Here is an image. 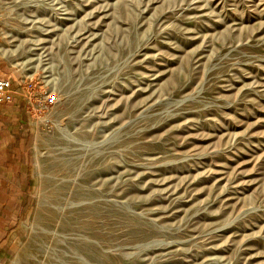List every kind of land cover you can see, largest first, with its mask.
Masks as SVG:
<instances>
[{
    "label": "rangeland",
    "instance_id": "1",
    "mask_svg": "<svg viewBox=\"0 0 264 264\" xmlns=\"http://www.w3.org/2000/svg\"><path fill=\"white\" fill-rule=\"evenodd\" d=\"M0 77L36 164L8 264H264V0H0Z\"/></svg>",
    "mask_w": 264,
    "mask_h": 264
},
{
    "label": "crops",
    "instance_id": "2",
    "mask_svg": "<svg viewBox=\"0 0 264 264\" xmlns=\"http://www.w3.org/2000/svg\"><path fill=\"white\" fill-rule=\"evenodd\" d=\"M27 113L19 103L0 107V264L14 255L17 232L35 206L36 164Z\"/></svg>",
    "mask_w": 264,
    "mask_h": 264
},
{
    "label": "bare ground",
    "instance_id": "3",
    "mask_svg": "<svg viewBox=\"0 0 264 264\" xmlns=\"http://www.w3.org/2000/svg\"><path fill=\"white\" fill-rule=\"evenodd\" d=\"M56 175H64L70 174L71 169L64 168L61 163H57L56 167ZM63 187L57 185L55 187V194L53 201L51 202L52 213L54 217V221L56 218H60L63 220V232L70 233V235H80L89 237L90 235V207L87 208L85 212L77 211V210H69L68 213L65 215L60 211L64 202V194H63ZM89 211V213H88ZM77 237V236H76ZM86 248H90L86 245ZM90 252V249L86 251V253Z\"/></svg>",
    "mask_w": 264,
    "mask_h": 264
},
{
    "label": "built area",
    "instance_id": "4",
    "mask_svg": "<svg viewBox=\"0 0 264 264\" xmlns=\"http://www.w3.org/2000/svg\"><path fill=\"white\" fill-rule=\"evenodd\" d=\"M13 86L8 78L0 77V107L5 104L12 102L14 99ZM29 98L34 100V109L44 110L51 107L57 100L55 93H42L34 92L30 93Z\"/></svg>",
    "mask_w": 264,
    "mask_h": 264
}]
</instances>
